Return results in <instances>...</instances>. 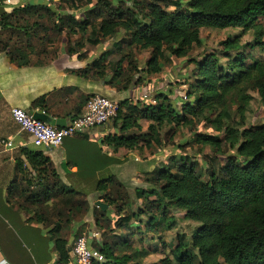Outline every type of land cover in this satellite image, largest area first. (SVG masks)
Returning <instances> with one entry per match:
<instances>
[{
	"label": "trees",
	"instance_id": "16d2710c",
	"mask_svg": "<svg viewBox=\"0 0 264 264\" xmlns=\"http://www.w3.org/2000/svg\"><path fill=\"white\" fill-rule=\"evenodd\" d=\"M69 1L78 10L84 7V1L87 5L94 4V0ZM185 1L187 3L183 0H98L86 13L85 20L61 10L62 6L25 4L0 16V52L7 53L12 63L24 68L34 64L36 43L41 55L49 56V47L61 43L66 36L67 54L85 59L88 46L100 47L114 40L116 48L121 47V53L123 44L128 48L151 50L146 72L158 75L164 66L172 63V57L188 58L201 46L204 29L242 28V35L254 31V46L264 51V26L259 22L264 17V0ZM171 7L175 10L169 11ZM242 35L222 43L230 59L227 67L219 63L216 55L196 62L195 82L187 90L186 100H180L181 109L167 93L158 94L154 102H145L142 107L130 104L129 100L120 102L101 95L120 103L115 124L118 126L121 121L123 132L140 128V120L150 123L146 134L108 138L107 142L113 144L115 151L133 150L141 144L148 150L154 145L159 147L163 128H190L205 122L225 136L196 134V144L209 147L219 155L226 143L232 150L237 149L238 156L247 164L238 165L232 160L226 166L217 167L210 161L209 181L205 183L199 164L190 157L172 156L168 163L162 164L160 154H156L151 168L142 165L148 171L142 174L144 187L135 189L136 199L142 200L144 206L126 215L125 212L133 208L127 185L114 175L102 181L100 200L108 209H94L95 224L103 232L102 242L90 240V245L104 256L105 263L96 264H144L141 252L127 253L133 251L136 242L122 241L115 234L116 230H132L133 222H141L144 217L147 218L144 227L149 233L159 232L163 225L164 230H171L175 225L173 217H168L171 210L184 212L185 220L201 226L191 240L178 238L179 244L172 248L171 255L153 264H264V125L243 129L252 99L248 93H258L264 103V61L248 65L245 58L232 60L231 52L243 49ZM57 55L58 51L51 56ZM107 56L108 53L96 59L79 74L88 77L94 72V79L104 80ZM133 56L132 52L123 53L119 61L109 63L113 76L106 83L118 93L131 90L142 71ZM124 63H128L126 68ZM92 97L87 96L84 105ZM236 101L240 102L239 122L226 110ZM47 102V97L43 96L33 103V108L46 109ZM83 107L85 110V106L76 110L73 120L84 112ZM78 136L86 137V134ZM37 149L23 151L39 177L38 180L32 178L33 191L22 192L26 195L23 207L34 215L29 222L36 221L50 229L60 256L58 264H69V248L83 237L80 234L86 226L76 229L75 225L85 220L90 207L79 192L61 182L50 160ZM113 215L117 217L114 222ZM123 246L126 252L118 253Z\"/></svg>",
	"mask_w": 264,
	"mask_h": 264
},
{
	"label": "crops",
	"instance_id": "0c3cea01",
	"mask_svg": "<svg viewBox=\"0 0 264 264\" xmlns=\"http://www.w3.org/2000/svg\"><path fill=\"white\" fill-rule=\"evenodd\" d=\"M25 4L26 0L0 1V16ZM62 43L64 41L61 45ZM67 46L63 44L58 55L52 56L48 61L34 63L24 68L12 63L7 53L0 52V264H58L60 260L50 229L36 221L29 222L34 215L23 207L26 195L22 192L33 191L35 187L32 186V178L38 180L39 177L23 152L25 149L34 148L32 137L22 132L13 120V110L21 108L30 114L43 112L51 118L66 120L70 124L76 110L80 106L86 107L84 104L87 96L103 95L117 101L126 98L125 92L118 93L105 81L94 79L92 77L94 72L88 77L79 74L91 67L97 57L93 52L85 59L68 55ZM43 96H46L48 101L46 109L33 108V103ZM134 96L137 100L130 104L142 107L147 103L142 100L141 93ZM82 109L84 110V107ZM124 111L126 112V109ZM149 125V122L140 120V128L123 132L121 121L118 126L112 122L96 128L86 134V137L67 138L60 147L37 149L50 160L61 182L79 192L88 202L90 212L83 222L75 225V228L86 225L90 238L94 236L93 239L97 242H101L103 234L97 228L94 217V209L99 208L97 203H103L100 200V183L114 175L127 185L129 191H135L136 188L144 187L145 179L142 174L148 172L142 166L148 167V164L142 161L138 148L133 150L120 148L115 151L113 144L110 145L107 140L114 136L146 134ZM10 141L13 143L12 148L5 147L3 142ZM143 150L149 153L147 147ZM148 162L152 164L151 161ZM138 202L143 207V201ZM112 218L113 222L117 220L115 215ZM125 231L117 229L115 234L123 238ZM138 235L139 233L134 234L131 239L129 235L127 239L136 242L134 250L138 253L142 251L141 260L147 264L144 259L153 253L147 249L142 250L143 242L140 243L135 237ZM124 249L123 246L118 253L125 251ZM127 253L131 254L132 251L128 250Z\"/></svg>",
	"mask_w": 264,
	"mask_h": 264
},
{
	"label": "rangeland",
	"instance_id": "374dc122",
	"mask_svg": "<svg viewBox=\"0 0 264 264\" xmlns=\"http://www.w3.org/2000/svg\"><path fill=\"white\" fill-rule=\"evenodd\" d=\"M27 4H51L54 5L55 8L62 6L60 9L65 10L67 13L75 14L79 20H85L86 13L89 12L95 5L98 0H94V4L87 5L84 1V7L80 10L77 9L69 0H26ZM113 1V0H109ZM184 3L187 1L183 0ZM5 7V6H3ZM12 7V6H10ZM18 7V6H17ZM174 8H170L169 11H174ZM259 22L264 26V17L259 19ZM242 28H231L226 30H218V29H204L201 33L202 43L201 46L196 47L193 52L190 54L188 58L178 59L172 57V63L164 66L163 72L161 74H148L146 72L147 62L151 58L152 51L151 50H142L136 48H128L126 44H123V53L132 52L134 54L133 59L138 62L139 70H142L139 75H137L135 79V85L132 86L131 90L125 92V99H121L120 102H124L129 100V103L136 102V98L134 95H138L141 93L143 95L142 100L145 102H154L157 95L160 93H167L170 98L175 101L179 109H181L180 100L184 98L186 100V92L190 89V87L195 82V73L197 69L196 62H202L205 57L209 55H216L219 63L227 67L229 64V58L227 57V53L224 52L222 43L227 41L228 39H234L237 36L242 35ZM122 38V37H121ZM76 40L77 37H74ZM121 40V39H119ZM64 43L62 45H68V39L65 36ZM241 43L243 49L240 51L231 52L232 60H242L245 58L246 64L252 65L258 61H264V51L257 46H254L256 43V36L254 31L247 32L245 35H242ZM38 46L37 54L32 56L33 63L46 62L51 59V55L54 52H59L62 47L61 43H58L52 47H49L50 55H41V48L39 43H36ZM121 48V47H120ZM120 48H116L114 40L112 42H106L100 47H92L88 46L86 49V53L90 54L93 52L97 59L101 58L104 54L108 53L107 60L104 63V67L106 68V77L104 80L107 82L111 80L113 76V72L110 70L109 63L119 61L122 57L121 52H119ZM128 63H124V68H126ZM108 69V71H107ZM106 84V83H105ZM135 87V88H134ZM136 89V91H134ZM116 90V89H115ZM133 91V93H132ZM248 96L252 99L247 108V112L245 114V126L243 129H251L260 125H264V103L261 101L260 96L256 92H249ZM245 97V96H243ZM242 97V98H243ZM141 102V100H138ZM144 104V103H142ZM240 102H234L231 107L227 108L232 113L235 122H239L241 119V110L239 108ZM196 134H207V135H215L220 138H224V133H217L212 128L208 127L205 122H198L194 124L190 128H174V127H165L160 133L162 145L149 149V153H146L144 146L139 145L138 149L141 154L142 161H146L148 167L151 168L152 164L148 161L154 159L153 156L156 154H160L159 163L165 164L168 163L172 156H188L197 162L199 170L204 173V182L207 183L209 181V170L211 168V163H215V166H226L229 161L235 160L238 165L245 166L247 161L238 156L237 149L232 150L228 144H224L223 153L217 155L211 148H205L201 145L196 144L195 136ZM156 160V159H155ZM153 160V162L155 161ZM129 193V199L133 203L129 211L125 212V215L132 210H139L142 206L138 200L136 199L135 191H127ZM133 198V199H132ZM144 206V203H143ZM116 209L114 210V213ZM185 213L177 210H171L169 212L168 217H173L171 220L174 221L175 225L171 230H164L165 226L160 227V231L156 233H149L144 227V224L147 222V218L144 217L141 222L135 221L131 227L132 230H126L124 233L123 240L126 241L130 233L133 235L130 237L133 238L134 234L139 233L138 236H135L137 240H141L140 243L143 242L141 248L143 251L145 249L149 250L153 254L150 257L145 258L147 264H152L159 262L161 259L170 256L172 248L178 246V238H184L185 240H191L192 235L196 231L197 228L201 226L199 223H195L192 221H187L184 219ZM115 218V217H114ZM141 226V227H139ZM143 226V227H142ZM139 227V229H138ZM84 231H81L80 235L86 236L90 238L88 227L84 226ZM67 235L69 232H65ZM95 239H93L94 241ZM102 242V240H101ZM146 243V245H145ZM139 249V247H138ZM140 250V249H139ZM154 250H156L154 252ZM135 252L133 249L132 253ZM142 252V251H141Z\"/></svg>",
	"mask_w": 264,
	"mask_h": 264
},
{
	"label": "built area",
	"instance_id": "2783aa9c",
	"mask_svg": "<svg viewBox=\"0 0 264 264\" xmlns=\"http://www.w3.org/2000/svg\"><path fill=\"white\" fill-rule=\"evenodd\" d=\"M121 106L117 101L101 95L93 96L87 103L84 112L73 120L66 128H56L47 123L37 121L28 111L16 108L12 112L13 120L22 132L30 134L35 148H57L65 139L91 133L98 127L115 122ZM5 147L12 148L13 143L3 142ZM69 264L105 263L104 256L90 245L86 236L77 239L71 247Z\"/></svg>",
	"mask_w": 264,
	"mask_h": 264
},
{
	"label": "water",
	"instance_id": "95a60500",
	"mask_svg": "<svg viewBox=\"0 0 264 264\" xmlns=\"http://www.w3.org/2000/svg\"><path fill=\"white\" fill-rule=\"evenodd\" d=\"M32 115L35 120L47 123L56 128H66L69 125L66 120H56L43 112L33 113ZM28 168L31 170L30 165H28ZM97 206L103 211H107L108 209V207L102 202H98ZM69 251H72L71 247L69 248Z\"/></svg>",
	"mask_w": 264,
	"mask_h": 264
}]
</instances>
